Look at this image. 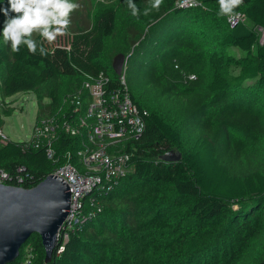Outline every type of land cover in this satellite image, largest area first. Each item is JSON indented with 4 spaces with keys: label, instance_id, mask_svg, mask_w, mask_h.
<instances>
[{
    "label": "trees",
    "instance_id": "1",
    "mask_svg": "<svg viewBox=\"0 0 264 264\" xmlns=\"http://www.w3.org/2000/svg\"><path fill=\"white\" fill-rule=\"evenodd\" d=\"M134 3L141 10L139 16L132 15L126 0H120L117 7L112 1H99L87 29L62 42L60 36L51 43L42 41L46 56L34 55L23 45L14 53L0 35V96L33 93L37 123L55 114L86 75L104 72L118 88L117 75L102 59L109 48L114 55L126 56L127 65L135 57L137 64L151 71L153 80L160 78L163 86L155 87H172L175 75L171 68L183 56L171 58L168 69V64H156L157 53L153 55L152 50L149 56L146 50L153 40L163 44L183 36L187 31L184 19L199 8L219 15V2L201 0L202 7L180 10L174 0H163L159 11L147 16L143 10L151 0ZM121 12L131 24L125 22L117 31ZM236 12L252 27L264 30V0H243ZM219 16L224 21L228 17ZM166 26L169 29L164 30ZM33 38L39 39V33L34 32ZM222 44L237 48L244 56L234 62L239 71L233 75L229 71L232 60L212 52L206 60V83L197 91L189 83L192 99L188 100L187 120L197 130L190 149L184 146L180 132L147 106L137 83L126 80L132 100L147 113L145 129L135 144L133 172L102 200V212L81 233L69 235L62 253L53 251L48 264H264L262 156L243 153L234 145L224 156L217 139L228 130L264 135V110H256L252 100L264 92V41L258 44L256 32L237 19L226 25ZM173 48L163 47L161 61L169 58ZM9 112L3 108L0 114ZM2 123L0 115V129ZM169 151L180 155V160L161 161ZM0 171L7 174L5 184L31 188L51 168L44 150L35 149L31 139L2 142L0 137ZM27 247L33 255L30 264H44L45 251L37 235L27 239L11 264H24Z\"/></svg>",
    "mask_w": 264,
    "mask_h": 264
},
{
    "label": "built area",
    "instance_id": "2",
    "mask_svg": "<svg viewBox=\"0 0 264 264\" xmlns=\"http://www.w3.org/2000/svg\"><path fill=\"white\" fill-rule=\"evenodd\" d=\"M200 6L201 0H174V7L180 10ZM127 61L126 57L117 75L120 87L114 88L112 78L104 72L86 75L55 114L33 127L32 145L44 150L51 168L48 175L62 179L70 194L57 255L69 235L81 233L102 212V200L133 172L135 144L145 129L147 113L137 107L129 93ZM0 137L5 142L7 137L1 131ZM6 178L7 174L0 171V183ZM32 258L27 247L23 263L30 264Z\"/></svg>",
    "mask_w": 264,
    "mask_h": 264
},
{
    "label": "rangeland",
    "instance_id": "3",
    "mask_svg": "<svg viewBox=\"0 0 264 264\" xmlns=\"http://www.w3.org/2000/svg\"><path fill=\"white\" fill-rule=\"evenodd\" d=\"M99 1L113 2L116 7L119 5L120 0H74L75 3L79 4L80 7L76 9L70 15V26L67 34L60 36L62 42L66 37H69L74 32L85 30L90 26L92 12ZM163 1V0H162ZM7 4V0H0V7H4ZM84 6L88 10L86 15L83 10ZM202 7V6H201ZM125 13H119L118 29L126 22L131 24L129 19H125ZM191 18L184 19L186 24V33L174 40V42H158L156 40L151 41L150 46L146 50L148 55H155L154 61L160 67L164 64H168L169 61L177 59L179 56H183L181 63L174 62L176 66L170 67L168 64L167 68L172 69V73L175 75L171 81L174 84L170 88H163L154 85L163 86L160 83V78L153 80L151 78V71L142 68L141 65L137 64L136 58L134 57L131 62H128L125 70V78L128 82L132 79L137 83V87L143 97L147 100V106L163 120L175 129H177L187 149H190L196 138L197 130L188 124V100L191 101L192 97L188 91L189 83H192L197 90H200L203 83L207 81L208 70L206 68L207 56L212 52L222 55L225 58L231 59L229 71L233 75H237L239 69L236 66L235 61L244 56V53L231 45H223L222 39L226 30V25L232 23L235 20V16L231 19L227 17L224 21L216 12H206L199 8L193 11ZM239 20L245 24L248 28L254 30L257 34L258 44L264 41V30L252 27L251 24L243 17L239 16ZM4 16L0 13V27H3ZM169 29V26L165 27L164 30ZM174 47L171 51V55L168 59L161 61V50L165 48ZM180 47V48H179ZM131 52V51H130ZM160 52V53H159ZM167 52V51H166ZM169 52V51H168ZM117 55V54H116ZM111 53L109 48L103 55V61L112 67L114 57L116 56ZM126 57V56H124ZM152 57V56H151ZM69 80H64V85L67 86ZM157 83V84H156ZM152 87V88H148ZM178 90L180 91L178 92ZM256 110H264V92H261L260 98H252ZM44 103H49L48 100H44ZM5 108L10 110L9 115L3 116L2 114V126L0 131L11 141H29L32 137L33 127L37 119V104L33 93L21 92L11 97L2 98L0 96V112ZM264 123V119L262 120ZM216 131V126H212ZM220 139L221 144L220 151L224 153V156H228L226 149H230V145L238 147L243 153L253 152L254 154L259 153L262 156L264 162V135L256 132L244 133L241 130H228L226 133H221ZM248 262L243 261L241 264H247ZM249 264V263H248Z\"/></svg>",
    "mask_w": 264,
    "mask_h": 264
},
{
    "label": "water",
    "instance_id": "4",
    "mask_svg": "<svg viewBox=\"0 0 264 264\" xmlns=\"http://www.w3.org/2000/svg\"><path fill=\"white\" fill-rule=\"evenodd\" d=\"M123 54L114 57L112 69L119 75ZM163 162H178L180 155L169 151ZM70 194L62 179L48 175L31 188L0 183V264H11L31 235L41 239L48 264L59 245L58 235L69 208Z\"/></svg>",
    "mask_w": 264,
    "mask_h": 264
},
{
    "label": "clouds",
    "instance_id": "5",
    "mask_svg": "<svg viewBox=\"0 0 264 264\" xmlns=\"http://www.w3.org/2000/svg\"><path fill=\"white\" fill-rule=\"evenodd\" d=\"M133 16H139L141 10L134 0H126ZM220 5L219 15H240L234 13L243 4V0H218ZM162 0H151L150 7L143 10L147 16L153 10L159 11ZM80 7L74 0H7L4 7H0V13L4 16L3 28L0 35L5 44L11 46L14 53L20 51L21 46H26L32 54L46 56L47 50L42 41L49 43L58 36L67 34L70 26V15ZM39 33V39L33 38V33Z\"/></svg>",
    "mask_w": 264,
    "mask_h": 264
}]
</instances>
